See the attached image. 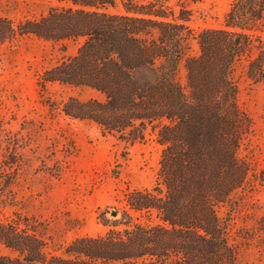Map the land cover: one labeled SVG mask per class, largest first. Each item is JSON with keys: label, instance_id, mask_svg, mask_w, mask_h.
<instances>
[{"label": "trees", "instance_id": "obj_1", "mask_svg": "<svg viewBox=\"0 0 264 264\" xmlns=\"http://www.w3.org/2000/svg\"><path fill=\"white\" fill-rule=\"evenodd\" d=\"M41 1L48 10L39 19L14 25L0 17V48L23 37L83 38L74 56L43 72L41 85L101 94L103 101L68 98L60 110L126 143L156 130L160 186L132 191L127 205L159 223L127 219L122 229L74 239L55 254L36 225L0 219V245L15 254L1 256L0 264H235L215 208L229 202L249 172L238 150L251 120L238 105L232 74L243 66L253 82L264 78V0H231L222 28L197 33V57L187 54L189 19L182 11L175 16L170 0H117L122 13L108 10L116 0ZM181 61L185 86L177 77ZM11 184L1 167L0 197Z\"/></svg>", "mask_w": 264, "mask_h": 264}, {"label": "rangeland", "instance_id": "obj_2", "mask_svg": "<svg viewBox=\"0 0 264 264\" xmlns=\"http://www.w3.org/2000/svg\"><path fill=\"white\" fill-rule=\"evenodd\" d=\"M230 2L169 1L175 16L182 11L189 19L190 57L199 54L197 33L222 28ZM47 10L46 1L0 0V17L14 25L39 19ZM108 10L123 12L117 0ZM82 43L83 38L49 43L23 37L0 48V168L12 181L8 193L0 197V219H26L36 225L46 251L55 254H62L74 239L122 229L127 219L142 225L159 223L154 214L147 222L144 213L127 205L132 191L160 186L162 146L156 130L147 128L143 140L126 143L116 134L102 133L91 121L67 117L60 110L68 98L103 101L101 94L57 83L41 85L43 72L74 56ZM183 65L181 61L177 77L185 86ZM232 77L238 105L251 120L238 150L249 172L229 202L215 210L227 225L235 264H264V78L253 82L243 66L235 67ZM11 197L15 204L6 200ZM1 256L15 254L0 245Z\"/></svg>", "mask_w": 264, "mask_h": 264}, {"label": "water", "instance_id": "obj_3", "mask_svg": "<svg viewBox=\"0 0 264 264\" xmlns=\"http://www.w3.org/2000/svg\"><path fill=\"white\" fill-rule=\"evenodd\" d=\"M112 216H116V213H111Z\"/></svg>", "mask_w": 264, "mask_h": 264}]
</instances>
